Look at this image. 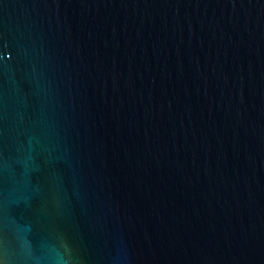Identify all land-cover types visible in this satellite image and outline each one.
Instances as JSON below:
<instances>
[{"label":"water","instance_id":"water-1","mask_svg":"<svg viewBox=\"0 0 264 264\" xmlns=\"http://www.w3.org/2000/svg\"><path fill=\"white\" fill-rule=\"evenodd\" d=\"M0 264H264V0H0Z\"/></svg>","mask_w":264,"mask_h":264}]
</instances>
